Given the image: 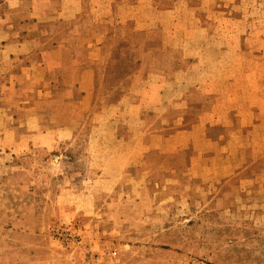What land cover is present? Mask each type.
I'll return each mask as SVG.
<instances>
[{
	"label": "rangeland",
	"instance_id": "obj_1",
	"mask_svg": "<svg viewBox=\"0 0 264 264\" xmlns=\"http://www.w3.org/2000/svg\"><path fill=\"white\" fill-rule=\"evenodd\" d=\"M61 1L0 0V264H264V0Z\"/></svg>",
	"mask_w": 264,
	"mask_h": 264
},
{
	"label": "crops",
	"instance_id": "obj_2",
	"mask_svg": "<svg viewBox=\"0 0 264 264\" xmlns=\"http://www.w3.org/2000/svg\"><path fill=\"white\" fill-rule=\"evenodd\" d=\"M35 1L40 2V1H52V0H35ZM63 1H65V0H63ZM146 1L147 0H135L134 3H142V2H146ZM97 2H99V8L102 9L101 15H106L108 18L112 17V15H116L117 4L120 3L119 0H97ZM22 4H23V0H16L15 6L17 8H19L20 6H22ZM103 8H105V10ZM132 9H134V7L133 8L125 7L123 12L124 13L129 12V14L131 13L130 18H132L133 13L135 14V12H132ZM77 13H79V11H77ZM40 15H42V13ZM40 15L34 16V18H37V20H38L37 22L47 23V21H43V20L41 21ZM135 22L137 23V25L140 26L141 30H144V29L148 30V29L153 28V27H149L145 21L137 20ZM43 34H50V32L43 33ZM68 40H70V39H62L61 42L56 43V44H52V46L50 48H47L46 50H44L43 51L44 59L43 60L40 59V60L36 61L37 65L33 66V69L37 70L36 72H34V74L38 73L40 71L41 72L43 71V73L46 77L48 72L55 71L57 68L62 67L63 61H64L65 56H66V52L71 45ZM104 40H98L96 45L98 47H100V45L104 44ZM37 43H38L37 39L25 40L24 42L19 43V46L16 49V51L20 52L21 50H23V52H31L37 48V46H38ZM8 45L9 44H7L6 47H11L10 45L9 46ZM73 60L75 61L76 64H79L81 62V60L77 57V55H73ZM89 60L91 62L94 61L93 55H89ZM52 63H55V64H52ZM94 76H95V72L93 69H91L90 66H85L79 71V73L77 75L78 80H77L76 85H78V87L81 89L82 97H86V95L88 93L92 92V86L90 85L89 80L92 81ZM51 86L52 85H50L49 87H51ZM215 98H216V96H215ZM245 100L248 101V99H245ZM237 104H235L234 106L233 105L229 106V107H227V109L232 110V109L237 107ZM213 107H214V102H213ZM238 107L240 109H242L244 107L243 112L239 113L240 115H244V113L248 112L249 109L253 110V119L250 121V124H249L252 127V132L256 131L258 128H264V103L254 101L251 104L248 101V104L246 102H243ZM215 114L216 113L214 112L213 108H211L209 111L200 115L198 120L195 123H197V125L199 126V123H201V119H204L206 121V125H207L208 122H210V119L208 120V116H217ZM254 117L256 118V120H254ZM259 117H261V118H259ZM197 155H200V153H195V158Z\"/></svg>",
	"mask_w": 264,
	"mask_h": 264
}]
</instances>
